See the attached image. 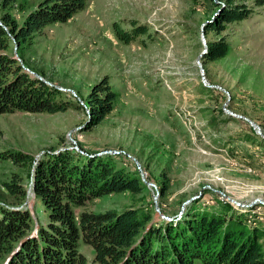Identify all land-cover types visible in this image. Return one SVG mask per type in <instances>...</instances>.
Wrapping results in <instances>:
<instances>
[{
    "label": "rangeland",
    "instance_id": "rangeland-1",
    "mask_svg": "<svg viewBox=\"0 0 264 264\" xmlns=\"http://www.w3.org/2000/svg\"><path fill=\"white\" fill-rule=\"evenodd\" d=\"M218 2L87 0L86 9L66 23L45 27L20 54L73 105L57 114H0V151L35 159L50 149L119 154L122 165L143 175L141 206L169 218L193 201L205 209L228 202L264 230V9L204 36L206 22L226 3ZM115 24L124 31L145 26L148 35L124 44L114 35ZM221 37L232 52L207 62V41ZM103 77L118 99L93 126L82 104ZM212 117L214 128L208 125ZM26 171L0 160V205L10 203L2 182L11 173L26 179ZM130 203L127 194L109 195L88 210Z\"/></svg>",
    "mask_w": 264,
    "mask_h": 264
},
{
    "label": "trees",
    "instance_id": "trees-1",
    "mask_svg": "<svg viewBox=\"0 0 264 264\" xmlns=\"http://www.w3.org/2000/svg\"><path fill=\"white\" fill-rule=\"evenodd\" d=\"M220 1L226 3L206 22L204 36L219 35L226 25L245 21L264 9V0H219L217 7ZM86 7L87 0L32 4L0 0V114H57L73 105L64 99L66 93L26 65L20 51L45 27L66 23ZM114 35L129 44L148 35V29L134 24L124 31L115 24ZM207 42V62L225 59L232 52L223 37ZM203 91L213 90L203 87ZM117 99L107 77L95 83L82 104L91 125L108 116ZM216 124L212 117L208 125L214 128ZM251 132L255 134L252 127ZM54 150L38 159L0 151V160L27 167L26 179L11 173L2 182L10 203L0 205V264H264V230L228 202L205 209L193 201L180 215L167 219L155 207L141 206L143 197L138 196L146 183L137 169L131 171L121 164L117 159L121 155H88L82 148ZM164 190L160 189V196ZM118 194H127L131 203L122 209L88 210L92 201Z\"/></svg>",
    "mask_w": 264,
    "mask_h": 264
},
{
    "label": "water",
    "instance_id": "water-1",
    "mask_svg": "<svg viewBox=\"0 0 264 264\" xmlns=\"http://www.w3.org/2000/svg\"><path fill=\"white\" fill-rule=\"evenodd\" d=\"M14 54H15V56H16L15 47H14ZM35 76L38 77L37 75H35ZM249 123H250L251 126H253V124H252L250 121H249ZM135 163L137 164V162H135ZM140 176L142 177V179H143V181H144L143 175L140 174ZM165 218H167V217H165ZM167 219H169V218H167Z\"/></svg>",
    "mask_w": 264,
    "mask_h": 264
},
{
    "label": "built area",
    "instance_id": "built-area-1",
    "mask_svg": "<svg viewBox=\"0 0 264 264\" xmlns=\"http://www.w3.org/2000/svg\"><path fill=\"white\" fill-rule=\"evenodd\" d=\"M241 210V209H240Z\"/></svg>",
    "mask_w": 264,
    "mask_h": 264
}]
</instances>
